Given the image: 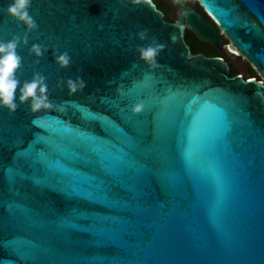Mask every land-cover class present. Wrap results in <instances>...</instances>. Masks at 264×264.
Instances as JSON below:
<instances>
[{"label": "water", "instance_id": "1", "mask_svg": "<svg viewBox=\"0 0 264 264\" xmlns=\"http://www.w3.org/2000/svg\"><path fill=\"white\" fill-rule=\"evenodd\" d=\"M170 1L172 22L153 0H32L17 75L45 76L55 106L43 125L27 104L0 109V264H264V83L184 37L221 48L224 34L264 78V0H196L214 24ZM9 2L0 40L26 31ZM153 42L150 70L135 49ZM76 75L82 92L57 87Z\"/></svg>", "mask_w": 264, "mask_h": 264}, {"label": "clouds", "instance_id": "2", "mask_svg": "<svg viewBox=\"0 0 264 264\" xmlns=\"http://www.w3.org/2000/svg\"><path fill=\"white\" fill-rule=\"evenodd\" d=\"M141 2L142 0H127L131 6ZM31 3L32 0H10L5 9L6 14L18 23H22L26 31L23 37L13 35L8 40H0V109H6L9 114H12L16 112L20 104H27L28 111L33 114L32 123L43 125L45 121L44 117L40 115L41 111L52 110L55 106L53 98L49 95L46 77L40 73H35L31 79L21 80L17 75L22 64V57L18 54L17 49L22 44L27 45V33L38 27L30 14ZM147 34L148 29L141 28L135 33H129V38L145 41L148 38ZM164 47L160 43L153 42L146 46L137 45L135 51L138 53V58L144 61L150 70H154L161 66L157 57L164 50ZM46 51L48 49L38 43H33L29 48V52L37 58V62ZM53 57L60 68L67 69L70 67L72 60L68 51L55 50ZM86 86L87 82L81 75H76L74 78L71 76L61 78L57 82V87L62 90L66 89L69 96L82 92ZM118 93L123 96L124 90L118 89ZM144 108V102L138 100L132 104L131 112L134 115L139 114ZM58 110L63 111V105H60Z\"/></svg>", "mask_w": 264, "mask_h": 264}, {"label": "flooded vegetation", "instance_id": "3", "mask_svg": "<svg viewBox=\"0 0 264 264\" xmlns=\"http://www.w3.org/2000/svg\"><path fill=\"white\" fill-rule=\"evenodd\" d=\"M157 6V8H159L160 10L163 11L164 13V19L168 22H172L175 20V16H176V12L178 9V6L171 2L170 0H158L160 2L163 3V5H159L155 0H153ZM186 4L188 6L194 7L196 9V11L208 22L213 23V21L211 20V18L206 17L204 15V10L203 8L200 6V4L196 1V0H186ZM204 11V12H203ZM206 13V12H205ZM207 14V13H206ZM214 24V23H213ZM196 37V35L189 30L188 28H185L184 30V37L185 40L187 42V44L190 46L191 52L192 53H203L206 56H220L222 57L229 65V76H233L236 74H240L244 79H248L250 77H254L256 80H261L264 83V78H262L252 67V65L247 61V63H244L241 67H237L235 65V62H233L231 60V58L229 57L230 55L235 54V51H231L228 49V38L223 34V38H224V45L221 48H217L215 46H213L211 43L208 42H203L201 40H199L197 38V41H195V44L190 45L188 43V40H193L194 41V37ZM207 45H209V47H207ZM235 52V53H234ZM238 54V53H236ZM234 56V55H233ZM237 61H239L238 59H236Z\"/></svg>", "mask_w": 264, "mask_h": 264}, {"label": "rangeland", "instance_id": "4", "mask_svg": "<svg viewBox=\"0 0 264 264\" xmlns=\"http://www.w3.org/2000/svg\"><path fill=\"white\" fill-rule=\"evenodd\" d=\"M160 6L163 5L162 2L158 1V0H155ZM207 47H209V45H207ZM235 53V52H234ZM234 55V56H233ZM233 55H230L229 57L231 58V60L233 62H235V65L237 67H241L244 63H247L246 59H244L240 54H233ZM236 59H238L239 61H237Z\"/></svg>", "mask_w": 264, "mask_h": 264}, {"label": "trees", "instance_id": "5", "mask_svg": "<svg viewBox=\"0 0 264 264\" xmlns=\"http://www.w3.org/2000/svg\"><path fill=\"white\" fill-rule=\"evenodd\" d=\"M204 12V11H203ZM204 15L206 16V17H208V15L204 12ZM209 18V17H208ZM193 36V35H192ZM194 37V36H193ZM195 41H197V38H195L194 37V41L193 40H188V43L190 44V45H194L195 44Z\"/></svg>", "mask_w": 264, "mask_h": 264}, {"label": "snow or ice", "instance_id": "6", "mask_svg": "<svg viewBox=\"0 0 264 264\" xmlns=\"http://www.w3.org/2000/svg\"><path fill=\"white\" fill-rule=\"evenodd\" d=\"M209 7H212V4L211 3H209Z\"/></svg>", "mask_w": 264, "mask_h": 264}, {"label": "bare ground", "instance_id": "7", "mask_svg": "<svg viewBox=\"0 0 264 264\" xmlns=\"http://www.w3.org/2000/svg\"><path fill=\"white\" fill-rule=\"evenodd\" d=\"M233 51H235L236 53H238L236 50H233ZM239 54V53H238Z\"/></svg>", "mask_w": 264, "mask_h": 264}]
</instances>
